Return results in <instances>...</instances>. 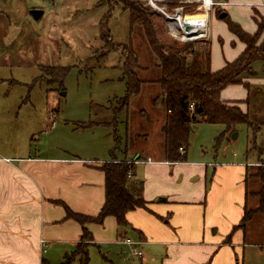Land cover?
I'll use <instances>...</instances> for the list:
<instances>
[{"label":"rangeland","instance_id":"obj_1","mask_svg":"<svg viewBox=\"0 0 264 264\" xmlns=\"http://www.w3.org/2000/svg\"><path fill=\"white\" fill-rule=\"evenodd\" d=\"M141 1L154 12L151 19L160 39L178 45L194 41L200 53L196 57L200 68L206 65L201 42L209 43L211 69L217 57L224 64L227 62L224 49L236 50L241 44L220 17L223 12L220 5H203L196 0L158 1L157 6L163 7L165 12L173 13L180 7L186 15L201 13L206 19L209 14L205 37L183 40L181 35L171 34L169 20L163 13L146 0ZM17 6L24 7L25 15L16 12ZM0 8L8 12L5 14L0 9V23H5L6 16L17 22V26L25 20L24 27L33 40L32 44L22 47L17 43L9 47L3 42L0 45V152L84 155L103 149L108 157L124 158L127 149V155L133 158V153L142 149L153 158L160 155L159 128L165 107L156 82L160 77L158 59L147 43L142 26H130L129 12L121 4L114 0H0ZM31 10H41V17L34 19ZM107 13H111L108 31L100 35V23ZM252 13L258 21H264V6ZM250 19L253 21L252 17ZM217 23L223 26L222 32L212 26ZM16 29V26L10 27V30ZM128 41L138 57L136 75L143 82L140 92L130 96L128 107L119 109V98L125 93L120 44L126 45ZM45 66L67 68L62 83L54 81L42 69ZM252 70L253 74L241 76L242 83L228 87L238 96L235 98L240 99L235 103L248 113L251 122L263 120L254 142L249 126L239 124L234 130L235 139L230 132L216 146L214 139L223 126L197 122L192 125L188 139L187 154L191 158L200 159L205 154L207 161H220L224 150L223 158L229 159L232 153L243 154L247 146L248 151H252L251 159L260 157L264 161L263 63L255 61ZM259 167L264 173V166ZM136 247L141 249V246ZM63 254H57V258L65 261L67 257L63 259ZM94 257L91 264H106L98 254ZM127 262L140 264L141 259L128 252ZM70 264H77L76 259Z\"/></svg>","mask_w":264,"mask_h":264},{"label":"crops","instance_id":"obj_2","mask_svg":"<svg viewBox=\"0 0 264 264\" xmlns=\"http://www.w3.org/2000/svg\"><path fill=\"white\" fill-rule=\"evenodd\" d=\"M215 2L245 31L256 30L250 17L254 9L264 6V0ZM15 10L26 13L23 6ZM5 20L0 23V45L17 43L22 47L33 43L24 27L25 20L22 26L8 16ZM199 20L207 29L209 14ZM12 25L17 29L10 30ZM212 26L222 32L220 23ZM238 41L241 44L236 50H223L227 62L243 51L245 45ZM213 63L212 71L224 66L218 57ZM228 86L221 90V99L239 101ZM251 152L246 146L240 156L232 153L224 159V150L222 159L213 162L207 161L205 154L193 159L187 152L185 161L168 162L163 146L157 158L149 152L144 154L142 149L134 152L133 158L127 155V149L124 158L114 155L118 161L139 159L132 164V178L142 182L147 208L128 211L127 225H118L112 216L105 217L102 224L87 223L93 238L88 246V264L96 254L106 264H126L128 252L133 251L123 242L125 238L139 242L140 264L263 263L264 214L255 213L244 229L232 230L244 208L255 210L260 205L258 193L263 184L257 172L264 161L260 157L251 159ZM111 158L103 149L84 155L0 152V264H62L64 260H59L57 254L64 253L63 259L68 257L82 232L78 222L65 217L62 204L76 213L96 215L104 201L100 165Z\"/></svg>","mask_w":264,"mask_h":264},{"label":"trees","instance_id":"obj_3","mask_svg":"<svg viewBox=\"0 0 264 264\" xmlns=\"http://www.w3.org/2000/svg\"><path fill=\"white\" fill-rule=\"evenodd\" d=\"M121 4L124 10L129 12V23L140 24L146 36L151 51L158 59L160 77L156 80L165 107V116L160 128L162 135V146L164 159L168 162H182L186 160L188 139L192 125L197 122L208 124H220L223 130L215 137L217 146L234 128L239 124H246L251 130L254 138L256 132L263 123L262 119L251 122L248 113L240 109L233 101H224L220 92L226 86L234 83H242L243 74H253L252 64L259 60L264 65V35L260 42L259 38L264 34V21H258L255 14L252 15L256 25L253 33L245 31L239 23L233 21L228 14L222 18L227 29L238 40L244 43L243 51L232 61L226 62L221 68L212 71L209 66V43L201 42L203 46V59L206 63L200 68L196 57L200 54L194 47V41H187L183 45L169 44L159 38V31L151 17L154 12L145 7L141 0H114ZM173 0H167L170 2ZM254 11V10H253ZM111 13L104 15L100 23V35L108 31L107 21ZM194 19H203V14H193ZM196 43V42H195ZM122 48V79L125 80V93L119 98V109L127 108L130 96L140 92L142 80L136 75L139 68L138 57L130 41L126 45L120 44ZM110 51V50H108ZM107 51V52H108ZM42 69L53 78L54 81L62 83L67 68L45 66ZM192 104V108H190ZM117 108V109H118ZM179 147H183L182 154ZM100 169L104 174V201L99 212L94 215H85L70 210L62 204L65 217L73 219L81 225L82 232L74 251L62 264H70L72 259H77V264H88V246L92 241V235L86 228L87 223L102 224L105 217L112 216L118 225H127L126 214L128 211L143 208L146 209L147 202L143 197V184L128 177L127 172L132 170V164L126 160L103 162ZM262 168L258 169L257 176L262 181V190L258 193L260 205L255 210L244 208L243 214L233 229H244L247 221L253 214L261 212L264 214V173ZM225 242H229L226 237ZM43 264H47L42 261Z\"/></svg>","mask_w":264,"mask_h":264},{"label":"built area","instance_id":"obj_4","mask_svg":"<svg viewBox=\"0 0 264 264\" xmlns=\"http://www.w3.org/2000/svg\"><path fill=\"white\" fill-rule=\"evenodd\" d=\"M146 1H147V3H148L150 6H152L153 8H155V9H157V10H159L161 13H163V14L166 16V18L169 20V22H168V27H169V29H170V31H171V34H172L173 36L181 35L180 38L183 39V40H195V39H198V38H191V37H189V36H185L184 33H187V32L184 31V30L182 31L181 29L177 30V32H175V33L172 32V31H173V28H175V25L171 27V25L173 24V18H172V17H173V16L175 15V13H177V12H175V10H174L173 13L165 12L163 7H159V6H157V2H158V1H167V0H146ZM210 4H211V5H212V4H216V2H212V1H211ZM179 13L182 14V11L179 12ZM182 15H183V14H182ZM174 22H175V21H174ZM203 37H205V36H203ZM199 38H202V37H199ZM192 106H193V105L190 104V108H192ZM179 151H180V153H182V154L185 152V150H184L183 147H179ZM147 161H149V159H147ZM127 162H128L129 164H134V163H136V162H139V159H133V160H129V161H127ZM127 176H128V177H131V176H132V170H129V171L127 172ZM123 242L126 243V244H128V245H130V246L132 247L133 254H135V255H137V256H141V255H142V252L136 248V245L139 243L138 241H134V240H131V239H129V238H125V239H123ZM42 251H45V250L42 249ZM41 264H43V263H41Z\"/></svg>","mask_w":264,"mask_h":264},{"label":"bare ground","instance_id":"obj_5","mask_svg":"<svg viewBox=\"0 0 264 264\" xmlns=\"http://www.w3.org/2000/svg\"><path fill=\"white\" fill-rule=\"evenodd\" d=\"M196 1H201L202 4L210 5L211 0H196ZM173 18V24L171 25L174 26L172 32H177V30L181 29L182 31H185V26L191 25L195 27V31L192 33H184L185 36H189L191 38H199L203 37L206 35V26L200 22H202L199 19H194V18H186L184 15L181 13L177 12L175 15L172 17ZM192 20V22H190ZM175 21V22H174Z\"/></svg>","mask_w":264,"mask_h":264},{"label":"water","instance_id":"obj_6","mask_svg":"<svg viewBox=\"0 0 264 264\" xmlns=\"http://www.w3.org/2000/svg\"><path fill=\"white\" fill-rule=\"evenodd\" d=\"M181 11H182V10H181L180 7L175 8V12H181ZM30 14H31V16H32L34 19H39V18L41 17V15H42V11H41V10H31V11H30ZM225 15H226V13H225V12H222V14H221L220 17L223 18ZM185 31H186L187 33H192V32L195 31V27L187 24V25L185 26ZM236 136H237V133H236L235 131H232L231 138H232V139H235Z\"/></svg>","mask_w":264,"mask_h":264}]
</instances>
